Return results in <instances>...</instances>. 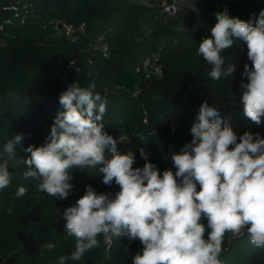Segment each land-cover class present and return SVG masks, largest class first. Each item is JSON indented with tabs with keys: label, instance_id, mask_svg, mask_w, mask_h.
Here are the masks:
<instances>
[{
	"label": "trees",
	"instance_id": "trees-1",
	"mask_svg": "<svg viewBox=\"0 0 264 264\" xmlns=\"http://www.w3.org/2000/svg\"><path fill=\"white\" fill-rule=\"evenodd\" d=\"M195 5L196 10L168 16L160 5L134 0H0V163L7 161L11 173L10 185L0 189V262L58 264L76 244L58 210L62 214L74 206L88 185L113 196L119 191L114 182L102 183L100 166L70 169L73 187L63 200L39 191L38 180L24 178V160L30 156L24 149L46 142L57 112L63 111L60 94L72 83L95 84L94 92L107 102L104 131L124 141L118 149L134 154V168L145 164L144 149L161 174L175 171L171 155L191 142L190 129L205 101L238 137L251 131L264 138V117L257 126L240 104V85L248 82L244 64L251 66L246 43L235 40L222 51L225 68L235 64L236 71L219 81L210 77L211 65L198 54L199 44L211 36L216 12L226 7L230 16L248 21L264 9V0H195ZM100 37L108 55L96 48ZM155 53L163 74L147 78L138 68ZM17 134L22 140L9 158L4 146ZM105 156L111 158L107 151ZM20 186L27 192L17 198ZM201 222L206 225V218ZM98 240L97 248L67 264H132L133 256L142 253L140 241L127 236L114 238L110 248L102 235ZM44 243L55 248L41 255ZM222 248L221 264H264V248L252 245L246 231L238 238L226 234Z\"/></svg>",
	"mask_w": 264,
	"mask_h": 264
},
{
	"label": "clouds",
	"instance_id": "clouds-1",
	"mask_svg": "<svg viewBox=\"0 0 264 264\" xmlns=\"http://www.w3.org/2000/svg\"><path fill=\"white\" fill-rule=\"evenodd\" d=\"M215 16L211 36L199 44L198 54L211 65L210 77L219 81L236 71L235 64L225 68L222 51L235 40L246 43L251 66L244 64L248 82L240 85V104L244 116L259 126L264 117V9L248 21L230 16L226 7ZM94 89L95 84L68 85L59 97L63 111L57 112L46 142L24 149L30 153L24 160V178L38 180V190L56 199H67L72 190L70 169L100 166L102 183L119 186L113 196L88 185L74 206L62 214L58 210L67 234L76 239L75 251L61 256L58 264L81 260L99 246L100 235L109 248L114 238L139 240L142 253L133 256L132 264H221L225 235L238 238L245 231L252 245L264 248V138L259 133L245 131L238 137L205 101L190 129L191 142L171 155L175 171L169 168L161 174L144 149L145 164L134 168V154L118 149L124 141L104 131L107 102ZM21 140V134L13 136L4 154L11 158ZM10 182L5 161L0 163V189ZM26 192L20 186L15 195L20 198ZM7 211L11 214L12 208ZM54 248L44 243L41 255Z\"/></svg>",
	"mask_w": 264,
	"mask_h": 264
},
{
	"label": "built area",
	"instance_id": "built-area-1",
	"mask_svg": "<svg viewBox=\"0 0 264 264\" xmlns=\"http://www.w3.org/2000/svg\"><path fill=\"white\" fill-rule=\"evenodd\" d=\"M135 2L147 5H160L161 12L168 16H175L182 9H193L196 10L198 7L195 5V0H134ZM68 33H71V29L68 28ZM105 39L100 37L96 41V48L100 49L104 54L108 55V46ZM147 58L141 67L138 68V72L145 73L147 78L152 75L162 76L163 65L159 58L153 60L152 64L146 66ZM129 140L130 137H125ZM0 264H10L8 261L0 262Z\"/></svg>",
	"mask_w": 264,
	"mask_h": 264
},
{
	"label": "rangeland",
	"instance_id": "rangeland-1",
	"mask_svg": "<svg viewBox=\"0 0 264 264\" xmlns=\"http://www.w3.org/2000/svg\"><path fill=\"white\" fill-rule=\"evenodd\" d=\"M156 58H158V54L157 53L150 55L149 59L146 62V66L152 64L153 60H155Z\"/></svg>",
	"mask_w": 264,
	"mask_h": 264
},
{
	"label": "water",
	"instance_id": "water-1",
	"mask_svg": "<svg viewBox=\"0 0 264 264\" xmlns=\"http://www.w3.org/2000/svg\"><path fill=\"white\" fill-rule=\"evenodd\" d=\"M63 27H64L63 23L60 22L59 25H58V28L62 29Z\"/></svg>",
	"mask_w": 264,
	"mask_h": 264
}]
</instances>
